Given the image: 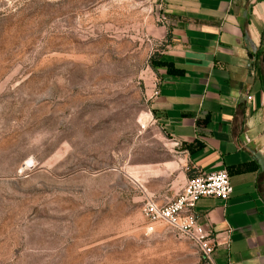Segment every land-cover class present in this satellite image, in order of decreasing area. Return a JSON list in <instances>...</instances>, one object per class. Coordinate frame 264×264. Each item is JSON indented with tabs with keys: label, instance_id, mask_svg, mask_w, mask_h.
<instances>
[{
	"label": "rangeland",
	"instance_id": "obj_1",
	"mask_svg": "<svg viewBox=\"0 0 264 264\" xmlns=\"http://www.w3.org/2000/svg\"><path fill=\"white\" fill-rule=\"evenodd\" d=\"M147 16L144 0H0V264H211L145 231L128 176L162 152Z\"/></svg>",
	"mask_w": 264,
	"mask_h": 264
},
{
	"label": "crops",
	"instance_id": "obj_2",
	"mask_svg": "<svg viewBox=\"0 0 264 264\" xmlns=\"http://www.w3.org/2000/svg\"><path fill=\"white\" fill-rule=\"evenodd\" d=\"M144 1L149 125L162 152L128 176L142 201L162 204L189 178L227 170L229 198L194 209L213 263L264 264V0Z\"/></svg>",
	"mask_w": 264,
	"mask_h": 264
},
{
	"label": "built area",
	"instance_id": "obj_3",
	"mask_svg": "<svg viewBox=\"0 0 264 264\" xmlns=\"http://www.w3.org/2000/svg\"><path fill=\"white\" fill-rule=\"evenodd\" d=\"M167 0H159L158 8L162 9ZM165 16L159 21L165 22ZM157 91L153 95H157ZM232 192V186L227 170L220 169L189 178L183 188L172 200L158 203L153 198L142 202V216L145 231H155V225L162 223L171 230L178 232L194 241L201 252L213 263L212 254L215 250L214 238L200 222V216L194 211L196 203L204 197H214L226 201Z\"/></svg>",
	"mask_w": 264,
	"mask_h": 264
},
{
	"label": "bare ground",
	"instance_id": "obj_4",
	"mask_svg": "<svg viewBox=\"0 0 264 264\" xmlns=\"http://www.w3.org/2000/svg\"><path fill=\"white\" fill-rule=\"evenodd\" d=\"M145 119V118H144Z\"/></svg>",
	"mask_w": 264,
	"mask_h": 264
}]
</instances>
